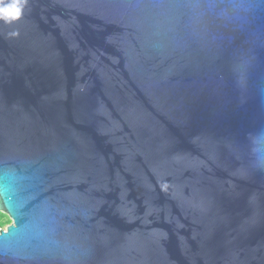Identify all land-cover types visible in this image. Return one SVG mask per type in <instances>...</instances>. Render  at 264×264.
I'll use <instances>...</instances> for the list:
<instances>
[{
  "label": "water",
  "instance_id": "obj_1",
  "mask_svg": "<svg viewBox=\"0 0 264 264\" xmlns=\"http://www.w3.org/2000/svg\"><path fill=\"white\" fill-rule=\"evenodd\" d=\"M262 132L264 0H29L0 23V264H264Z\"/></svg>",
  "mask_w": 264,
  "mask_h": 264
},
{
  "label": "clouds",
  "instance_id": "obj_2",
  "mask_svg": "<svg viewBox=\"0 0 264 264\" xmlns=\"http://www.w3.org/2000/svg\"><path fill=\"white\" fill-rule=\"evenodd\" d=\"M29 0H0V23L13 25L25 15ZM252 152L257 166L264 170V132L253 138Z\"/></svg>",
  "mask_w": 264,
  "mask_h": 264
},
{
  "label": "rangeland",
  "instance_id": "obj_3",
  "mask_svg": "<svg viewBox=\"0 0 264 264\" xmlns=\"http://www.w3.org/2000/svg\"><path fill=\"white\" fill-rule=\"evenodd\" d=\"M11 223L12 220L7 215L3 217L0 215V229H6Z\"/></svg>",
  "mask_w": 264,
  "mask_h": 264
},
{
  "label": "snow or ice",
  "instance_id": "obj_4",
  "mask_svg": "<svg viewBox=\"0 0 264 264\" xmlns=\"http://www.w3.org/2000/svg\"><path fill=\"white\" fill-rule=\"evenodd\" d=\"M9 206L13 211L15 210L13 205L9 204Z\"/></svg>",
  "mask_w": 264,
  "mask_h": 264
},
{
  "label": "trees",
  "instance_id": "obj_5",
  "mask_svg": "<svg viewBox=\"0 0 264 264\" xmlns=\"http://www.w3.org/2000/svg\"><path fill=\"white\" fill-rule=\"evenodd\" d=\"M2 217L4 216V214H0Z\"/></svg>",
  "mask_w": 264,
  "mask_h": 264
}]
</instances>
